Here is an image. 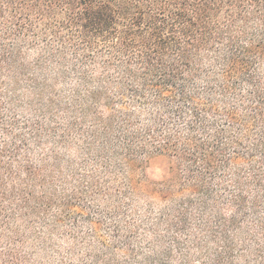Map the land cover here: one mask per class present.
<instances>
[{"label":"trees","instance_id":"16d2710c","mask_svg":"<svg viewBox=\"0 0 264 264\" xmlns=\"http://www.w3.org/2000/svg\"><path fill=\"white\" fill-rule=\"evenodd\" d=\"M73 145L172 162L145 251L49 255ZM0 264H264V0H0Z\"/></svg>","mask_w":264,"mask_h":264},{"label":"rangeland","instance_id":"374dc122","mask_svg":"<svg viewBox=\"0 0 264 264\" xmlns=\"http://www.w3.org/2000/svg\"><path fill=\"white\" fill-rule=\"evenodd\" d=\"M91 123V120L86 121L88 127ZM73 141L76 145H86L87 140L74 138ZM76 145H73V150L60 149L67 159L77 158L78 171L75 176L67 171L55 183L59 194L65 197L66 205L62 209L55 205L49 212L51 218L59 213L63 215L51 236L53 249L49 255L67 253L69 248L76 246L77 255L83 259L89 249L101 244V240L112 247L122 248L131 244L145 251L148 248L147 237L149 239L154 234V219L170 204V194L178 193L171 184L172 162L165 157H155L146 166L141 164L134 170L125 172L118 169L117 175L111 173L112 179L103 173L96 185V173L101 170L102 162L91 155L77 157L79 147ZM35 155L39 157V152ZM90 173L95 179L86 177ZM73 183L78 186H73ZM76 187L84 192L83 195H73L72 188ZM117 219L123 220V232H120L123 238L116 232ZM164 231L165 227H162L160 232Z\"/></svg>","mask_w":264,"mask_h":264}]
</instances>
